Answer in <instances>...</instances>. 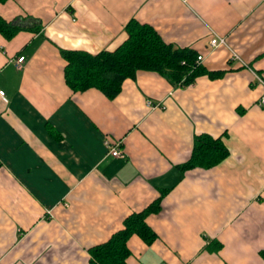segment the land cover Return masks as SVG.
<instances>
[{"label": "crops", "instance_id": "0c3cea01", "mask_svg": "<svg viewBox=\"0 0 264 264\" xmlns=\"http://www.w3.org/2000/svg\"><path fill=\"white\" fill-rule=\"evenodd\" d=\"M0 15L41 29L0 34V264H89L164 192L147 218L158 239L132 236L128 264H264V0H10ZM132 20L221 75L174 88L141 71L113 100L73 92L61 52L115 51ZM203 134L230 156L183 172Z\"/></svg>", "mask_w": 264, "mask_h": 264}, {"label": "trees", "instance_id": "16d2710c", "mask_svg": "<svg viewBox=\"0 0 264 264\" xmlns=\"http://www.w3.org/2000/svg\"><path fill=\"white\" fill-rule=\"evenodd\" d=\"M10 0H0L5 4ZM37 21L30 17H17L12 21L0 15V34L6 40L14 39L20 32H39ZM128 39L115 51H103L92 55L82 51H62L67 62L65 80L73 92H86L90 89L101 91L113 100L122 91L125 81L135 80L141 71L155 72L165 77L174 88H188L194 85L199 76L216 78L219 74L205 72L197 64L195 52L176 48L163 40L156 29L136 20L126 26ZM230 156V151L221 138L203 134L196 137L194 149L188 162L181 166L183 172L196 168L205 170L219 166ZM0 163V168H1ZM161 197L140 213H134L124 221V228L111 239L90 250L89 264H128L131 256L128 241L134 235L147 245H152L158 235L147 223V218L162 210ZM264 259V251L261 252Z\"/></svg>", "mask_w": 264, "mask_h": 264}, {"label": "built area", "instance_id": "2783aa9c", "mask_svg": "<svg viewBox=\"0 0 264 264\" xmlns=\"http://www.w3.org/2000/svg\"><path fill=\"white\" fill-rule=\"evenodd\" d=\"M223 45H226V40L224 38L215 37L210 41V46L213 49H217ZM203 60H204L203 56H198L197 64L200 65ZM24 61H25V57H21L18 59V61H17L18 68H20V69L22 68ZM260 81L262 84H264V82L262 80H260ZM191 86H189V87H191ZM0 96L5 98V93L3 91H0ZM148 104L152 108H161L162 107L161 104L156 105L151 101H149ZM259 105L261 107H264V97L260 100ZM106 146L109 149L110 155H112L113 157H115V158H124L125 157L124 150L122 149V144L120 142H111L109 139H107L106 140Z\"/></svg>", "mask_w": 264, "mask_h": 264}]
</instances>
